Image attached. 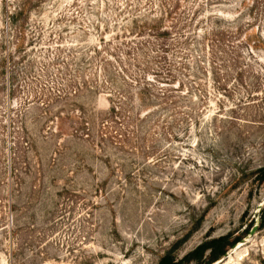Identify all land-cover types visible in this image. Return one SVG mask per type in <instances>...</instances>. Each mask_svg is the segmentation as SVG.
Returning <instances> with one entry per match:
<instances>
[{
	"label": "rangeland",
	"instance_id": "rangeland-1",
	"mask_svg": "<svg viewBox=\"0 0 264 264\" xmlns=\"http://www.w3.org/2000/svg\"><path fill=\"white\" fill-rule=\"evenodd\" d=\"M23 1L0 0V264H203L195 248L224 233L245 241L211 264H264V227L246 232L264 202V0L214 75L200 36L172 30L166 61L163 37L136 33L164 0H26L13 22ZM224 1L205 9L245 8ZM169 67L191 94L167 115L140 120L127 98L101 121L110 90L172 87Z\"/></svg>",
	"mask_w": 264,
	"mask_h": 264
},
{
	"label": "trees",
	"instance_id": "trees-1",
	"mask_svg": "<svg viewBox=\"0 0 264 264\" xmlns=\"http://www.w3.org/2000/svg\"><path fill=\"white\" fill-rule=\"evenodd\" d=\"M165 2L162 4V7L160 10V13L152 14V16H146V14H137L134 16V25L135 29L137 30L136 33L140 34V37H163L164 43L159 47V51L161 53L159 54L161 57H164L166 61H169L168 58V48L169 45L167 42L169 36H173L172 30H177L179 33L175 34L177 35L178 39L177 42L182 43L184 46H187V48H190V43L192 38H195L197 36H200L203 40H206V43L204 44L205 52L211 55L212 59L209 57L204 61H201L200 64L207 63L209 66H211V73L214 75L216 68L221 67L220 65L224 63L225 67L229 65V68L235 64L236 56L232 57V60L226 58V54H229L230 51L227 50V47L232 45L233 48L235 47V43H243L245 40L249 44H251L250 41V30L251 26L253 24L252 20L249 18V15H252V10L254 9V3L255 0H240L239 1V7L245 6V8L248 10L247 13L242 15L245 8H242L241 10H231L230 12H226V14L217 10H206L205 5L212 6L214 4L220 5V4H227L224 0H197V4H194L190 0H164ZM185 2V3H183ZM238 4V0H235L234 2L229 3V5ZM156 5H154V9ZM26 0L23 1L22 4L14 7V9L11 11L10 16L12 18V21L14 22L17 20L18 16L23 14L24 9H26ZM182 8V9H181ZM178 14V17L176 18V15ZM176 18V21H175ZM171 21L172 24H166V21ZM205 22V24L202 27H198L200 23ZM208 24V25H207ZM24 24H19V30L22 31V27ZM186 27H189L190 29H185ZM144 40H140L141 44ZM205 42V41H204ZM95 50L100 51L99 47H96ZM219 52L220 55H217ZM230 55H233L232 52H230ZM154 56V55H153ZM222 59L221 64H217L218 59ZM183 57L179 60H182ZM189 58H185V60H182V63H185L186 65L190 63V61H187ZM227 62H231L230 64H227ZM171 64V63H170ZM185 66V65H184ZM201 66V65H200ZM228 68V69H229ZM169 70L165 72L167 84H173L172 87L168 88H162L160 87L158 91H155V80L156 78H150L148 76H142L141 78H133L130 79L128 75L122 77L121 72H118L116 75L121 76V78H124L125 82H128L130 79L131 82L137 83V86L135 89L128 90L126 92V95H121V98L119 100L116 99V91L110 90V95H114L115 92V98H111V105L106 110L103 111L100 114L101 121L106 124L109 122H114L117 120V118H120L124 115V106L121 104L122 102H125L130 99L132 105L134 106V110H136L135 114L137 115V118L140 120H145L148 118V116H154L160 117L163 115H167L168 112H170V107L172 105H177L178 101L183 99H187L190 92V87L184 89L186 87L185 80L178 79L175 70L171 67L168 68ZM222 69V68H219ZM123 71H126L127 68H122ZM163 70H158L155 73L157 75H161ZM199 72V71H198ZM111 74V72H110ZM209 74V71L208 73ZM218 74V73H217ZM216 74L219 84L221 83V79L218 78ZM113 75V74H112ZM191 75V73H189ZM194 79V78H193ZM197 80V79H196ZM178 81V85H175V82ZM107 83V82H106ZM118 85V84H117ZM112 87H110L111 89ZM219 88H225V86H220ZM154 90V91H153ZM177 91V93H176ZM122 97L124 100H122ZM198 97V96H197ZM196 97V98H197ZM161 108V109H159ZM159 118V120H160ZM142 129H144L143 125L141 126ZM263 174H262V180H264V167ZM260 225L259 228L264 227V206L260 210ZM249 231V228L246 232ZM243 236L237 235L234 238H231V233H224L216 237L209 238L202 243H200L195 248V253L198 254V256L202 257L203 254L207 249L210 250V253L208 255V258L205 263L203 264H211L214 261L218 260L221 256H223L227 250L232 247L235 243L239 242L242 239ZM170 254H167L163 257L162 261L166 264H181L180 260H176L175 257H169Z\"/></svg>",
	"mask_w": 264,
	"mask_h": 264
},
{
	"label": "water",
	"instance_id": "water-1",
	"mask_svg": "<svg viewBox=\"0 0 264 264\" xmlns=\"http://www.w3.org/2000/svg\"><path fill=\"white\" fill-rule=\"evenodd\" d=\"M263 206H264V202L260 203V204H259V210H261V208H262ZM259 225H260V216H258V218H257V220H256V222H255V224L250 228L249 233H250V234H254V233L257 231ZM241 241L243 242V241H245V239L242 238ZM235 245H236V244H235Z\"/></svg>",
	"mask_w": 264,
	"mask_h": 264
}]
</instances>
